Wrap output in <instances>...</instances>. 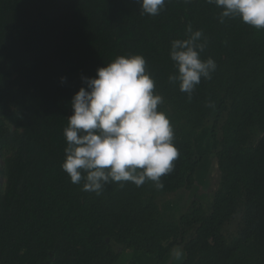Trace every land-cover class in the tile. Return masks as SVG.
Returning <instances> with one entry per match:
<instances>
[{
  "label": "trees",
  "instance_id": "1",
  "mask_svg": "<svg viewBox=\"0 0 264 264\" xmlns=\"http://www.w3.org/2000/svg\"><path fill=\"white\" fill-rule=\"evenodd\" d=\"M220 11L206 0H166L155 16L137 0H0V264H119L126 251L122 264L141 253L162 264L176 246L177 264H264V29L220 23ZM189 24L217 64L191 99L168 79L170 42ZM127 54L145 58L179 157L163 188L113 182L96 195L62 169L63 129L81 77ZM207 156V201L194 194L164 218L159 198L193 187Z\"/></svg>",
  "mask_w": 264,
  "mask_h": 264
},
{
  "label": "clouds",
  "instance_id": "2",
  "mask_svg": "<svg viewBox=\"0 0 264 264\" xmlns=\"http://www.w3.org/2000/svg\"><path fill=\"white\" fill-rule=\"evenodd\" d=\"M137 2L141 15L155 16L166 0ZM206 2L221 10L220 23L238 17L249 26L264 29V0ZM186 33V38L170 42L169 56L176 71L168 79L178 82L179 90L191 99L201 79H211L217 64L211 57H201L206 47L203 32L189 24ZM81 79L86 87L73 94L72 113L63 129L66 147L61 167L70 182L96 195L113 182L121 187L125 182L140 187L151 181L157 189L163 188L161 177L173 170L179 151L173 143L169 118L158 110L163 98L154 91L145 58L140 54L119 55L97 67L94 77ZM171 255L180 261L184 253L176 246Z\"/></svg>",
  "mask_w": 264,
  "mask_h": 264
},
{
  "label": "rangeland",
  "instance_id": "3",
  "mask_svg": "<svg viewBox=\"0 0 264 264\" xmlns=\"http://www.w3.org/2000/svg\"><path fill=\"white\" fill-rule=\"evenodd\" d=\"M194 144L197 152L204 153L210 150L209 146V130H202L199 135L194 139ZM212 164L214 165V159L211 156H207L204 163L199 167L196 173V182L190 189H181L172 194L162 195L158 200V208L160 209L162 215L166 219H175L181 212H183L189 201L193 198L194 194L197 198L203 201H207V192H209L208 184L212 177ZM4 178L0 176V186H3ZM206 198V199H205ZM128 256H132L131 252H123L120 263L126 261ZM136 259L141 264H153V259L144 254H135ZM169 254L162 264H177Z\"/></svg>",
  "mask_w": 264,
  "mask_h": 264
},
{
  "label": "water",
  "instance_id": "4",
  "mask_svg": "<svg viewBox=\"0 0 264 264\" xmlns=\"http://www.w3.org/2000/svg\"><path fill=\"white\" fill-rule=\"evenodd\" d=\"M45 264H48L47 262Z\"/></svg>",
  "mask_w": 264,
  "mask_h": 264
}]
</instances>
